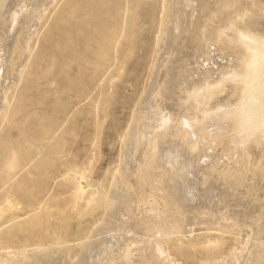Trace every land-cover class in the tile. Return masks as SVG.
Masks as SVG:
<instances>
[{
    "label": "bare ground",
    "instance_id": "6f19581e",
    "mask_svg": "<svg viewBox=\"0 0 264 264\" xmlns=\"http://www.w3.org/2000/svg\"><path fill=\"white\" fill-rule=\"evenodd\" d=\"M182 1L193 8L202 1L200 11L209 14L205 22L226 21V27L208 24V41H221L224 46L220 49L232 48V55L226 64L213 69L215 77L206 68L191 80L188 89L185 66L179 61L175 64L174 73H169L158 93L163 94L167 84L175 82L185 95L178 103L179 112H168L152 101L138 104L148 109L146 116L128 125L122 135L125 155L134 159L135 166L123 157L99 204L110 211L98 224L73 229L75 214L65 210L71 198L50 189L52 181L57 180L59 186L64 182L67 150L61 143L79 136L85 115H90L98 128L96 105L109 92L105 83L126 71L145 30L144 19L151 24L158 22L157 44L169 41L171 18L179 26L184 17L185 9L177 6ZM152 2L0 0V264H115L103 257L115 250L112 243L101 242V232L118 221V214L112 210L116 203L128 205L127 179L138 171L140 178L158 173L157 183L168 199L164 216L168 212L176 215L182 238L187 237L188 222L198 219L200 224L214 225L221 232L235 233L250 227V245L264 243L263 211L250 214L241 203V215L240 210L230 213L229 209L230 189L235 187L231 179L247 182L248 172H258L261 167L258 158H250V145L260 146L264 152V31L259 28L264 6L259 0H160L156 20ZM202 28L201 34L207 31ZM51 82V92L43 89L42 84L48 87ZM222 90L227 92L224 100L215 101ZM86 100L93 105H82ZM88 141L95 146L97 136ZM217 144L224 146L218 157L210 151ZM226 157L233 162L225 163ZM236 161L239 163L235 165ZM195 171L201 175V182ZM74 175L83 181L84 175ZM191 178L197 182L192 183ZM210 182L218 189L216 200H206V192L202 193V187ZM196 192H201L199 197L207 205L193 204ZM45 201H52L54 206L42 211L40 206ZM152 205L157 204L153 201ZM21 208L29 210L28 217L20 218L17 211ZM74 240L78 243L73 246ZM136 242L141 240H127L122 253L125 261L133 260ZM223 243L216 241L201 249L207 254L198 264H218ZM91 252L96 253L95 259Z\"/></svg>",
    "mask_w": 264,
    "mask_h": 264
},
{
    "label": "rangeland",
    "instance_id": "374dc122",
    "mask_svg": "<svg viewBox=\"0 0 264 264\" xmlns=\"http://www.w3.org/2000/svg\"><path fill=\"white\" fill-rule=\"evenodd\" d=\"M158 1L160 2V0H153L152 2V7L156 6L154 12V16L157 17L155 18L156 20L160 13L158 7L160 3ZM259 1L264 6V0ZM197 3V9L192 6H184L183 1L177 4L179 8L185 9L184 17L180 22L177 20L180 24L179 26L175 25L176 20L171 18V23L167 27L169 41L165 40L160 44H157L155 40L158 34V22L151 24L147 18H142L145 21V30L143 29L144 32L142 31L140 35L141 39L137 41V48H135L134 55L131 56L126 65V71L121 75L115 76L112 82L105 83V88L109 92L102 96L101 101L96 105L98 108L96 117L99 121L98 128L91 123L90 115H85L83 123L78 128L79 136L69 141V144L66 141H62L61 148L67 150L66 155L63 157L67 159V165L64 167L62 173L64 185L62 183L59 186L57 180H54L55 182H51L50 189L52 192H59L62 197L71 198L68 200L69 204L65 206V210L72 211L75 214V219L72 222L73 229L77 226L87 228L98 224L105 217V213L110 211V209L100 207L99 204H101V200L110 186L115 170L122 165L123 157L127 158L132 163V166H135L133 163L134 159L128 158L125 155L122 135L128 125H135L139 119L146 116L148 109L138 106V104L140 102L147 103L148 101H152L153 103H158L164 110L169 109L168 112L172 111L171 113H176L177 109L179 112L180 108L178 103L185 95L177 89L175 82L167 84L168 87L163 89V94L158 93V89L163 87V82L169 76V73H174L172 68L175 64L179 61L185 66V88L188 89V87L190 88L192 86L191 83L194 78L199 77L200 72L204 69H211V75L215 77L216 68L226 64V61L231 57L232 48H226L222 51L220 47L224 45L221 44V41H208L211 30L208 24H211V26L224 24L223 26L226 27V21L223 19H214L211 23L205 22V16L208 17L209 14L206 11H200L199 7L202 1ZM150 15H152V12ZM262 20H264V15L261 17V23H264ZM263 23L259 27L261 31H264ZM203 26L206 27L207 31L205 30L206 32L201 34ZM153 48L155 49V53L153 52ZM179 49L180 52H178ZM207 52H209L210 56H208ZM113 84L115 85L114 90L112 89ZM42 87L51 92L54 83L51 82L48 87L42 84ZM111 90H113L112 93H110ZM220 92L216 96V99H214L217 102L221 99L224 100L227 93L226 90ZM82 105L88 106L93 104L91 101L86 100ZM32 109L35 110V107H32ZM10 133L14 135L15 131L11 130ZM132 135H135V130H133ZM93 136H97L95 146L89 144L90 142L88 141V138ZM222 146V144H217L213 149H210L211 153L214 156L216 155V157L220 156L224 149V146ZM139 148L141 150V147ZM249 150L250 158L252 160H257L258 158L261 167L258 172H248L247 182L244 180L237 182L231 179L235 187L230 189V213L240 210L238 214L241 215L243 211L242 206L239 207L240 203L243 206L246 205L245 208L247 211L249 210L248 212L250 214H255V212L260 210L264 213V152H262L263 150L260 146L257 147L254 143L250 145ZM127 152L129 154L131 153L130 148ZM193 152L196 153L197 150ZM184 154L182 152V155ZM184 156L182 157L184 158ZM225 159V163L229 162L231 164L233 162L227 157ZM190 160L191 163H195V161H192V158ZM237 163L239 162L236 161L234 164L236 165ZM77 171L84 175L83 181L80 179L76 180L74 174L78 173ZM193 174L197 176V181L201 182L199 179L201 180L202 177L199 172L195 171ZM193 179L196 178H191L190 180L192 181ZM248 180L250 181L248 182ZM127 181L126 191L130 197L128 205L125 202L116 203L112 210L118 214V221L115 225H109L106 232L103 230L101 232L103 238H105L104 240H106L105 242L102 238L101 242L112 243L113 249L115 250L114 252L108 251L103 255V257L113 259L112 263L198 264L199 260L205 258L207 254V252H202L201 249L221 240L224 243L220 249V255L218 254L220 256L218 258V264H264V243L257 241L255 243L256 245H250V239L252 238V229L250 227H242L235 233L221 232L214 225H207L202 222L200 224L198 219H194L195 221L192 220L186 225L185 228L187 230L185 234L187 237L184 239L180 236L181 234L178 230L179 225L175 222L174 218L176 215H171L172 213L168 212V215L164 216L166 213L164 209H167L168 199L166 198L165 189L157 183L158 173L154 171L153 174L147 175L144 178L139 177V171L137 174L130 173ZM197 181L194 180L192 183ZM219 182L217 181V186L221 187L222 184ZM211 183L202 187V193L204 191L206 192H204L205 199L216 200L217 195H219L218 189L212 186ZM215 192L216 194L214 195ZM200 193L199 195H201ZM211 194L212 196L210 198L209 196ZM199 195L197 194V198L195 197L196 199L193 200V204L201 206L207 205V199L205 200L202 197L200 199ZM251 197L253 198L251 199ZM153 201L157 205H152ZM249 201L251 202L250 204ZM213 205L216 209L219 208L217 203ZM53 206L54 203L52 201H45L40 206V209L44 211ZM17 213L22 219L28 217L30 214L27 208H21ZM142 228L145 230H142ZM158 232L161 233L158 234ZM133 237H137V240H141V243L136 242L133 246V260L125 261L122 258L123 249L127 240ZM262 239L264 240V235H262ZM76 243L78 241L74 240L71 244L74 246ZM99 244L102 243L99 241ZM247 245L249 248H246ZM93 252H91L92 256L90 255L92 258L98 251L96 250V253Z\"/></svg>",
    "mask_w": 264,
    "mask_h": 264
}]
</instances>
